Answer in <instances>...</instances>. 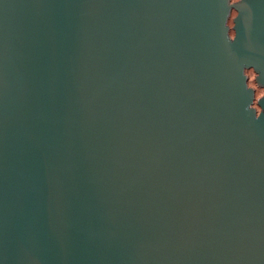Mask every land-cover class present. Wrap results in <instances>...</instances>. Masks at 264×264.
I'll return each instance as SVG.
<instances>
[{"label":"water","instance_id":"1","mask_svg":"<svg viewBox=\"0 0 264 264\" xmlns=\"http://www.w3.org/2000/svg\"><path fill=\"white\" fill-rule=\"evenodd\" d=\"M250 69L264 0H0V264H264Z\"/></svg>","mask_w":264,"mask_h":264},{"label":"rangeland","instance_id":"2","mask_svg":"<svg viewBox=\"0 0 264 264\" xmlns=\"http://www.w3.org/2000/svg\"><path fill=\"white\" fill-rule=\"evenodd\" d=\"M231 2L232 3L233 2L235 3V2H239V0H231ZM236 15H237V12H232V14L230 16L229 25L231 27H233V25H234L233 18ZM253 72H256V71L254 69L246 70V73L249 76V80H248L249 86L256 89V98H257V97H261L264 94V87L263 86L256 85V74H253ZM254 105L257 107V104L256 103Z\"/></svg>","mask_w":264,"mask_h":264},{"label":"trees","instance_id":"3","mask_svg":"<svg viewBox=\"0 0 264 264\" xmlns=\"http://www.w3.org/2000/svg\"><path fill=\"white\" fill-rule=\"evenodd\" d=\"M231 34H232V35L234 34V30H231Z\"/></svg>","mask_w":264,"mask_h":264},{"label":"flooded vegetation","instance_id":"4","mask_svg":"<svg viewBox=\"0 0 264 264\" xmlns=\"http://www.w3.org/2000/svg\"><path fill=\"white\" fill-rule=\"evenodd\" d=\"M257 107H258V110H260V107L257 105Z\"/></svg>","mask_w":264,"mask_h":264}]
</instances>
